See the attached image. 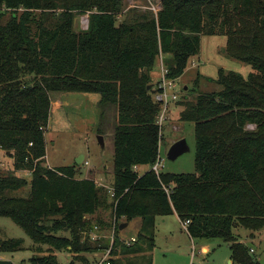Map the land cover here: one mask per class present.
Returning a JSON list of instances; mask_svg holds the SVG:
<instances>
[{
  "label": "trees",
  "instance_id": "obj_1",
  "mask_svg": "<svg viewBox=\"0 0 264 264\" xmlns=\"http://www.w3.org/2000/svg\"><path fill=\"white\" fill-rule=\"evenodd\" d=\"M142 7L126 8L124 0H0V150L14 160L12 170L0 171V216L32 239L31 264H60V251L93 264L81 254L105 252L111 239L93 241L89 232L112 228L114 219L120 256L110 264H142L147 245L155 247L156 217L175 213L190 220V237L231 243L233 264H263L239 229L254 238L264 228V0ZM87 13L88 28L76 30V17ZM204 34L227 36L226 53L252 71L244 77L220 68V89L198 91L197 79L194 101L183 96L180 120L195 123V172L140 174L136 167L154 164L163 140L155 64L165 56L166 78H180ZM54 92L97 93L99 133L115 110L113 196L108 186L79 178L75 165H48ZM28 185V194L14 193ZM103 209L115 215L110 224L90 218ZM134 220L142 222L137 242L127 244L120 225ZM23 249V239L0 236V252Z\"/></svg>",
  "mask_w": 264,
  "mask_h": 264
},
{
  "label": "rangeland",
  "instance_id": "obj_2",
  "mask_svg": "<svg viewBox=\"0 0 264 264\" xmlns=\"http://www.w3.org/2000/svg\"><path fill=\"white\" fill-rule=\"evenodd\" d=\"M160 0H124V6L131 8L138 6H158ZM125 14V13H124ZM123 15L118 16V22L123 18ZM89 26V14H80L76 17L74 27L76 30H86ZM227 36L225 35H202L201 49L197 56L190 59L188 68L180 77L175 87L178 92L179 101L169 105L167 112V120L164 123L161 131L163 140L160 143L159 157L162 159L160 172L169 173H192L196 171V135L195 123L192 121H181L180 112L183 110V96H188L191 101H194L195 82L198 80V91H211L220 89L217 83L219 69L233 70L244 77H247L252 71V66L248 63L241 62L230 57L226 53ZM163 55L157 60V65L152 71V76L155 79L160 78L162 73ZM197 64H194L196 63ZM161 65V66H160ZM165 69V65L163 66ZM212 79V80H210ZM188 85V89H184ZM174 92L173 89H169ZM55 104L52 110L53 126L46 131L47 141V161L52 168L62 166L75 165L78 167V176H87L92 179L99 180L100 183L112 187L115 181L113 174L114 153L113 145L109 140L107 147L101 145L98 141L100 119H97V110L92 108L91 102H84L82 107L64 108L61 116L57 109L56 97L51 98ZM179 103V104H178ZM107 124L110 122V116ZM103 121V122H104ZM185 138L187 140L189 151L179 156L176 160L168 158V151L171 145L177 140ZM105 143V142H104ZM84 153L86 156L83 163L78 162L80 155ZM13 158L5 154L0 155V171L7 172L13 169ZM25 177H30L28 170L20 171ZM29 185L22 190L14 192L15 194H28ZM111 195V194H110ZM112 196V195H111ZM110 196L109 200L112 199ZM90 218L103 220L105 224H110L115 215L111 209L101 210L96 215ZM115 221V219H114ZM142 222L134 220L129 223L125 229H120V232L130 238L136 235L140 230ZM105 226L101 230V238H111L116 236V230ZM91 233V230L89 234ZM241 238L246 244L256 250V255L264 264V228L255 234L254 238L250 237V231L241 228L239 229ZM100 235V234H99ZM0 236L3 239L21 238L24 240L25 249L14 252H0V258L10 261L11 264H31V257L34 252L31 250L33 245L32 239L27 235L25 230L13 221L10 217L0 216ZM88 236V233H85ZM133 244V243H132ZM135 244V243H134ZM143 253L142 264H228L232 250L230 243L224 242L220 238L216 239H201L190 237L185 229L183 222H180L175 215H165L156 217L155 230V247L148 249ZM47 254V253H45ZM60 264H84L82 260L75 255L60 251L56 253ZM82 256H89L90 261L96 264L95 256L82 253ZM233 264V262L231 263Z\"/></svg>",
  "mask_w": 264,
  "mask_h": 264
},
{
  "label": "crops",
  "instance_id": "obj_3",
  "mask_svg": "<svg viewBox=\"0 0 264 264\" xmlns=\"http://www.w3.org/2000/svg\"><path fill=\"white\" fill-rule=\"evenodd\" d=\"M198 55V54H197ZM197 55H195V56H197ZM160 58V57H159ZM158 63L156 62V64H155V66L157 65ZM194 64H197V62L196 63H194ZM161 66V65H160ZM164 62H162V66H161V68H162V73L160 74V78L157 80V79H155V78H153V76H152V80H153V82L154 83H156V84H158L160 81H161V79L163 78V69H164ZM155 68V67H154ZM154 70V69H153ZM153 73V72H152ZM152 73H151V75H152ZM180 78H178V79H175V82H176V85H177V82H178V80H179ZM184 89L186 90V89H188V85H185V87H184ZM53 95H54V97H56V103H58V106H59V108L57 109V111L59 112V115L61 116V112H62V109H64V108H78V107H82V105L84 104V102L86 101V102H91V104H92V108H96V110H97V114H98V116H97V119L99 118V113H100V109H99V107H98V101H99V95L97 94V93H80V92H66V93H58V92H54V93H52L51 94V98L53 97ZM180 99V98H179ZM176 101H178V100H176ZM176 101H173V102H171L172 104L174 103V102H176ZM170 103V104H171ZM115 114H116V112H115V110L113 109V110H110V112H108V114H107V117H109L110 116V122H109V124H107V121H108V119H106L104 122H103V128H104V130H103V133H99V135H102L103 136V138H104V144H105V147H107V145H108V142H109V140L112 142V145H113V153H114V124H115ZM53 115L51 114V118H50V124H49V128H48V130L49 129H51V127L53 126V117H52ZM100 119V118H99ZM163 134V133H162ZM98 135V136H99ZM46 150H47V141H46ZM159 151H160V149H159ZM2 154H4V151L3 150H0V155H2ZM5 154H6V152H5ZM81 156H82V158H81ZM85 155H84V153H82L81 155H80V157L79 158H81V161H80V163L82 164L83 163V161H84V159H85ZM78 158V159H79ZM46 161H47V154H46ZM47 163H48V161H47ZM48 165L50 166V164L48 163ZM152 166H153V164H148V165H141V166H137L136 167V170L140 173V174H143V173H145V172H148V171H150L151 169H152ZM51 167V166H50ZM112 169H114V166H113V168ZM28 172L31 174V172L28 170ZM79 178H89L88 176H87V174H86V176L84 175V176H79ZM92 179V178H91ZM97 183H100V181L99 180H96V179H94ZM100 184H102V183H100ZM104 185V184H103ZM106 186V185H105ZM172 215H175L178 219H179V217H178V215L175 213V214H172ZM179 221L180 222H182L180 219H179ZM122 236H123V234H122ZM124 238H128L127 236H123ZM123 238V239H124ZM241 241H243L242 240V238H241ZM244 242V241H243ZM230 246H231V243H230ZM254 251V253L256 254V250L254 249V248H252ZM120 256V254L119 255H116V258L117 257H119ZM258 257V256H257ZM259 258V260H260V257H258ZM261 261V260H260ZM233 262V260L231 259V257L229 258V260H228V264H231ZM262 262V261H261Z\"/></svg>",
  "mask_w": 264,
  "mask_h": 264
},
{
  "label": "built area",
  "instance_id": "obj_4",
  "mask_svg": "<svg viewBox=\"0 0 264 264\" xmlns=\"http://www.w3.org/2000/svg\"><path fill=\"white\" fill-rule=\"evenodd\" d=\"M165 72H166V70L163 69V78L157 84V90L154 93V99L161 107V111L157 117V122H158L159 126L161 127V129L164 126L165 121L167 120V112L169 111L170 103L179 99L178 92H176V90H175V87L177 86L175 79L166 78ZM173 88H174V92H170L169 89H173ZM162 167H163L162 159L160 157H158L156 162L153 164L152 169L155 170L157 173H160ZM98 184H100V183H98ZM100 185H103V184H100ZM109 188H110L111 195L113 196L114 195V188L113 187H109ZM114 222L115 223H114L113 228L115 230L116 220ZM189 222H190V220H186L183 222V225H184L186 230H187V226H188ZM90 235H91V237H93V239H98L101 236H103L101 234V229L98 225L94 226V229L91 231ZM115 237L116 236L113 235L110 238L111 244H110L109 248H107L105 250V252H102V253L96 252L94 254V256L97 257L96 264H110L111 259L116 258V255L114 254ZM124 241L127 244L135 243V242H137V236L132 235L130 238H126ZM251 251L253 252L254 250L252 249Z\"/></svg>",
  "mask_w": 264,
  "mask_h": 264
},
{
  "label": "water",
  "instance_id": "obj_5",
  "mask_svg": "<svg viewBox=\"0 0 264 264\" xmlns=\"http://www.w3.org/2000/svg\"><path fill=\"white\" fill-rule=\"evenodd\" d=\"M153 86V84H150L148 86V89H151ZM98 141L101 143L102 146H104V138L102 135L98 136ZM189 146L187 143V140L185 138H181L179 140H177L176 142H174L169 151H168V158L170 160H176L179 156H181L182 154H184L185 152L189 151ZM82 158V156H81ZM81 158L78 159V162L80 163ZM129 224L127 222H124L120 225V229H125ZM0 264H11L10 261L7 260H3L0 258Z\"/></svg>",
  "mask_w": 264,
  "mask_h": 264
}]
</instances>
